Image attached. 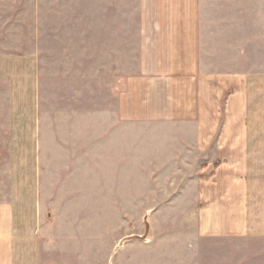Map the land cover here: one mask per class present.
<instances>
[{
  "label": "rangeland",
  "instance_id": "obj_1",
  "mask_svg": "<svg viewBox=\"0 0 264 264\" xmlns=\"http://www.w3.org/2000/svg\"><path fill=\"white\" fill-rule=\"evenodd\" d=\"M128 1L62 0L44 7L37 24L48 96L43 126L37 119L36 264L187 262L188 179L172 181L176 171L188 174V151L179 144L213 140L220 126L253 125L251 75L258 65L264 77V6ZM236 83L248 109L237 119L228 109L225 122L224 103L230 105ZM52 142L85 156L73 164L78 179L68 175L62 183L68 187L57 190L51 205L54 166L43 147ZM9 190L0 183V205H11ZM48 211L55 219L44 216ZM6 249L0 247L4 264ZM196 262L192 257L189 264Z\"/></svg>",
  "mask_w": 264,
  "mask_h": 264
},
{
  "label": "crops",
  "instance_id": "obj_2",
  "mask_svg": "<svg viewBox=\"0 0 264 264\" xmlns=\"http://www.w3.org/2000/svg\"><path fill=\"white\" fill-rule=\"evenodd\" d=\"M61 1L0 0V164L7 166L5 173L0 170V183L10 184L11 203L9 207L0 205V247L2 250L7 246L3 255L6 264H36L37 261L35 201L40 195L35 189V180L42 159L37 127L39 122L42 125L41 111L47 101L43 98L48 96L43 93L46 69L41 65L46 64L43 51L37 50V24L44 19V7ZM130 3L126 0L119 4ZM134 4L264 6V0H139ZM257 67L253 65L251 75V128L238 123L220 126L211 132L215 134L213 140L179 144L181 151H188V174L180 176L176 171L172 181L173 178L188 179L191 200L188 199L183 221L192 237L182 243L188 249L187 262L179 259L178 264L182 261L189 264L192 257L198 264H264V77ZM196 70L194 66L192 77ZM242 92V84L236 83L230 105L224 103L225 122L229 110L230 118H243L241 111L248 109L244 105L249 100L241 97ZM208 129L205 127V135ZM52 143L43 147L54 166L49 172L53 188L47 194V203L51 205L57 190L68 187L62 184L68 175L72 176L70 181L78 179L77 166L73 164L85 156L76 148L68 151L65 146L70 145L65 142ZM183 155L178 152L174 165L183 164L180 160ZM51 214V211L44 212L49 220L55 219V214ZM8 230L11 239L5 243ZM88 260L95 261V248ZM0 264L4 261L0 260Z\"/></svg>",
  "mask_w": 264,
  "mask_h": 264
}]
</instances>
